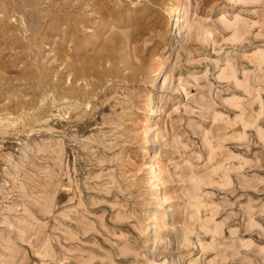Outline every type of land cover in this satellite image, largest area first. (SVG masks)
I'll return each instance as SVG.
<instances>
[{
    "label": "rangeland",
    "instance_id": "1",
    "mask_svg": "<svg viewBox=\"0 0 264 264\" xmlns=\"http://www.w3.org/2000/svg\"><path fill=\"white\" fill-rule=\"evenodd\" d=\"M261 61L264 0H0V264H264Z\"/></svg>",
    "mask_w": 264,
    "mask_h": 264
},
{
    "label": "bare ground",
    "instance_id": "2",
    "mask_svg": "<svg viewBox=\"0 0 264 264\" xmlns=\"http://www.w3.org/2000/svg\"><path fill=\"white\" fill-rule=\"evenodd\" d=\"M105 15H106V13H105ZM222 17H223V16H222ZM222 17H221V18H222ZM222 20H223V19H222ZM224 20H226V19H224ZM221 22H222V21H221ZM34 25H35V23H34ZM32 28H33V27H32ZM26 29H27V28H26ZM28 29H29V28H28ZM2 30H3V29H2ZM123 36H124V35H123ZM11 39H12V38H11ZM28 39H29V38H28ZM31 46H32V45H31ZM257 56H258V55H257ZM258 59H259V58H258ZM261 62H263V61H261ZM263 63H264V62H263ZM73 79H74V78H73ZM240 89H241V88H240ZM47 90H48V89H47ZM63 95H64V94H63ZM232 100L234 101L235 99H232ZM236 100H237V99H236ZM238 100H239V99H238ZM231 102H232V101H230V103H231ZM259 103H260V102H259ZM229 105H230V104H229ZM236 107H237V106H236ZM259 108H260V107H259ZM59 110H60V109H59ZM74 111H75V110H74ZM258 112H259V111H258ZM259 113H260V112H259ZM216 116H217V115H216ZM216 118H217V117H216ZM236 119H237V118H236ZM245 126H248V125H245ZM243 128H244V127H243ZM243 128H242V129H243ZM206 139H207V138H206ZM242 139H243V138H242ZM243 140H244V139H243ZM262 140H263V139H262ZM209 148H210V146H209ZM210 149H211V148H210ZM241 159H242V158H241ZM218 168H220V166H219ZM240 168H241V167H240ZM240 168H239V169H240ZM214 169H215V168H214ZM216 170H217V169H216ZM214 171H215V170H214ZM97 179H98V178H97ZM219 180H220V179H219ZM202 208H203V207H202ZM204 209H205V208H204ZM67 211H68V210H67ZM64 216H65V214H64ZM64 216H63V217H64ZM63 217H62V218H63ZM250 224H251V222H250ZM9 226H10V225H9ZM248 226H249V225H248ZM71 238H74V237H71ZM9 241H10V240H9ZM47 242H48V241H47ZM47 242H46V243H47ZM44 245H45V243H44ZM47 245H48V243H47ZM46 249H47V248H46ZM44 253H45V252H44ZM45 254H46V253H45ZM34 255H35V254H34ZM48 255H49V254H48ZM38 256H39V255H38ZM50 257H51V255H50Z\"/></svg>",
    "mask_w": 264,
    "mask_h": 264
}]
</instances>
